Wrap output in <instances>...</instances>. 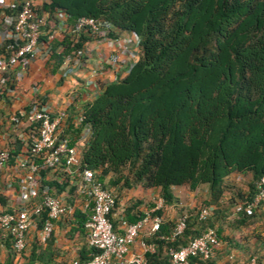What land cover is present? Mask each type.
Here are the masks:
<instances>
[{
  "label": "trees",
  "instance_id": "trees-1",
  "mask_svg": "<svg viewBox=\"0 0 264 264\" xmlns=\"http://www.w3.org/2000/svg\"><path fill=\"white\" fill-rule=\"evenodd\" d=\"M18 2L0 9L2 15L14 17ZM36 12L45 16L42 30L58 20L72 30L60 39L50 30L37 40L45 46L52 72L80 51L84 34L101 38L89 31L74 33L80 18L108 25L104 36L110 39L120 33L134 36L138 54L131 67L124 64V77L101 85L96 96L82 105L80 121L66 119L63 137L58 139L67 147H74L84 129L88 133L79 149V165L40 169L36 196L28 207L40 204L43 195L59 199L65 193L68 197L61 203L68 209L83 169L93 172L107 190L120 181V188L138 184L157 189L163 206L175 201L173 187L189 192L206 188L208 199L200 207H212L209 216L198 221V209L180 212L178 216L187 214L185 227L173 237L176 221L161 222L155 250L145 255L147 264H168V250H178L206 230H214L219 239L215 225L228 217L235 224L252 222L260 215L264 219V200L251 216L234 212L235 205L251 199L254 181L264 175V0H45ZM7 45L12 50L18 46L3 40L0 54L9 53ZM28 158L39 163L31 154ZM49 171L55 178L45 180ZM233 176H248L246 193L234 192ZM107 177L111 180L105 183ZM115 206L116 197L108 217L119 234L111 220ZM90 209L87 203L84 211L73 210V230L86 232ZM129 210H124L121 223L144 217ZM45 218L43 211L35 217V229ZM4 239L13 251L7 233ZM50 244L51 235L45 242ZM37 249L34 243L29 255L19 254L24 264L51 262L44 261ZM43 251L48 252V247ZM89 258L80 257L78 262ZM190 264L203 263L191 258Z\"/></svg>",
  "mask_w": 264,
  "mask_h": 264
},
{
  "label": "crops",
  "instance_id": "crops-1",
  "mask_svg": "<svg viewBox=\"0 0 264 264\" xmlns=\"http://www.w3.org/2000/svg\"><path fill=\"white\" fill-rule=\"evenodd\" d=\"M4 1L13 3L15 0ZM44 1L38 2L36 10ZM1 18L2 13L0 12V21ZM49 26V30H42L41 36H45L50 30L56 39H60L64 34L71 35L72 33V30L64 25L63 20H58L54 25L48 23ZM1 32L0 28V45L3 41ZM84 37L86 39L80 51L65 58L54 72L51 71L53 65L51 61L47 62L49 55L45 53V46L39 43L36 44L33 55L26 59L24 66H14L0 74L2 78L0 83V150H5L9 156L0 171V213L17 210L22 206L18 199V188L24 169L18 168V164L30 160L28 148L34 139L33 131L25 121V113L30 111L35 104L43 105L49 113L60 118L57 135H62L67 126L66 119L71 117L72 122H75L82 105L89 103L96 96L101 85L120 79L126 74L123 64L117 69L109 65V58L115 52L114 45L109 40L95 39L86 34ZM127 37L126 33H120L115 39L123 42ZM87 136L88 133L84 129L76 140L73 148L78 153ZM64 138L68 136L64 135ZM54 178V171L47 172L44 177L45 180ZM109 180L111 178L107 177L105 183ZM116 184L115 187H109L116 197V206L111 213V220L121 233L120 220L127 208L130 209L129 214L142 213L144 216L156 217L160 223H163L176 221L180 212L190 211V207L194 204V200H191L192 198L187 195L183 187H173L176 189V195L172 194L175 201L168 206H163L161 202L162 205L159 207L160 198L157 189H144L138 184L120 188L121 181ZM77 193L78 191H75L76 195L73 194L69 201L70 206L68 205L63 216L53 223L49 246L45 243L36 244L37 229L31 228L27 232L24 256L30 254V249L35 243L39 245L40 249L36 251L42 253L43 260L49 261L50 258L49 264H70L72 261H78L80 257H90L92 251L87 246L86 232L80 234L73 230L71 213L74 209L84 211L87 206L84 197ZM59 197L64 202V198L68 196L62 193ZM262 210L264 211V207ZM157 211H160L159 216L155 215ZM229 219L230 217L215 225V228L219 230L220 238L219 245L213 251L211 262L214 264H264L263 216H257L249 223L234 225L228 224ZM147 231L148 227L137 237L129 248V254L141 255L143 251L140 242L150 244L156 240L154 237L157 232L145 236ZM4 236V231L0 230V264H24L25 260L19 255L20 253L17 254L8 247ZM46 247H48V252L43 251ZM86 251L88 252L85 253ZM34 264H41V262Z\"/></svg>",
  "mask_w": 264,
  "mask_h": 264
},
{
  "label": "built area",
  "instance_id": "built-area-1",
  "mask_svg": "<svg viewBox=\"0 0 264 264\" xmlns=\"http://www.w3.org/2000/svg\"><path fill=\"white\" fill-rule=\"evenodd\" d=\"M16 1L7 3L0 0V9H9ZM39 1L19 0V8L14 17L2 15L0 21L2 39L11 40L18 46L12 50V46L7 45L6 49L10 50L9 53L0 54V74L14 66H24L26 59L33 55L37 40L42 35V29L46 24L45 16L36 12ZM106 30L108 25L90 18L78 19L73 28L74 33L89 31L92 34L101 35L100 39L109 40L114 45L115 52L109 58V65L112 68L117 69L125 63L131 67L138 54L136 38L128 35L125 41L120 42L104 36ZM1 82L2 78H0ZM49 114L43 105L35 104L24 115L26 123L36 132L29 153L39 160V163L29 160L18 164V168L24 169L18 188V199L22 206L17 210L0 213V230L11 238L12 249L17 254L25 249V237L31 228H35V217H38L42 211L46 215L41 227L37 230V240L43 244L52 233V221L59 219L67 210L61 200L47 195L42 196L40 204L28 207V203L36 196V176L40 169H54L61 164L67 168L76 169L79 165V153L58 139L57 128L60 118L57 116L50 118ZM77 120L80 121L79 118ZM8 157L5 150H0V171L8 161ZM77 185L78 193L91 204L90 215L84 228L92 254L87 261H72L70 264H147L144 255L154 252L153 243L140 242L143 251L141 255L129 254V248L146 227L148 231L145 236L156 233L160 224L159 219L144 216L132 224L122 223V233L117 234L112 230L108 217L115 203V195L103 187V184L94 177L93 172L86 169L80 172ZM253 185L254 192L251 199L246 204L235 205V213L251 216L254 209L264 200V175L254 181ZM210 211V207L198 208L196 219L205 220ZM186 219V213L177 217L172 237L183 231ZM218 245L219 239L215 231L206 230L178 250H168V264H190L191 258H198L203 264H214L211 258Z\"/></svg>",
  "mask_w": 264,
  "mask_h": 264
},
{
  "label": "rangeland",
  "instance_id": "rangeland-1",
  "mask_svg": "<svg viewBox=\"0 0 264 264\" xmlns=\"http://www.w3.org/2000/svg\"><path fill=\"white\" fill-rule=\"evenodd\" d=\"M232 179H233V182L235 184V187L237 188V189H234V192H236V190H239L242 193H246L247 186H248V183H249L248 176L247 177H244V176H233ZM183 188L187 192V195H190L189 197L192 198L191 200H194V204L190 207V211L198 209V207H200L202 205L203 201L207 200V190H206V188H200V189H198V190H196V191H194L192 193H190L185 187H183ZM171 193L173 195H176V189L173 188L171 190ZM189 197H188V199H189ZM158 204H159V207H161L162 204H161L160 199L158 201ZM228 221H229L228 222L229 225H234L235 224L233 222L232 218H230Z\"/></svg>",
  "mask_w": 264,
  "mask_h": 264
}]
</instances>
